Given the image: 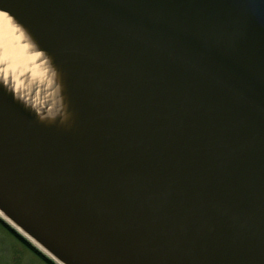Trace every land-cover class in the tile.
<instances>
[{
  "label": "water",
  "instance_id": "obj_1",
  "mask_svg": "<svg viewBox=\"0 0 264 264\" xmlns=\"http://www.w3.org/2000/svg\"><path fill=\"white\" fill-rule=\"evenodd\" d=\"M0 221L52 264H264V0H0Z\"/></svg>",
  "mask_w": 264,
  "mask_h": 264
},
{
  "label": "bare ground",
  "instance_id": "obj_2",
  "mask_svg": "<svg viewBox=\"0 0 264 264\" xmlns=\"http://www.w3.org/2000/svg\"><path fill=\"white\" fill-rule=\"evenodd\" d=\"M0 53L8 59L15 76L26 73L32 81L51 82L43 55L3 13H0Z\"/></svg>",
  "mask_w": 264,
  "mask_h": 264
},
{
  "label": "rangeland",
  "instance_id": "obj_3",
  "mask_svg": "<svg viewBox=\"0 0 264 264\" xmlns=\"http://www.w3.org/2000/svg\"><path fill=\"white\" fill-rule=\"evenodd\" d=\"M0 264H45L0 226Z\"/></svg>",
  "mask_w": 264,
  "mask_h": 264
},
{
  "label": "trees",
  "instance_id": "obj_4",
  "mask_svg": "<svg viewBox=\"0 0 264 264\" xmlns=\"http://www.w3.org/2000/svg\"><path fill=\"white\" fill-rule=\"evenodd\" d=\"M0 226L3 227L5 230H7L14 238H16L19 242H21L25 247H27L32 253H34L40 260H42L45 264H52L49 260H47L45 257H43L41 254H39L37 251H35L31 246H29L27 243H25L23 240H21L17 235H15L11 230L6 227L1 221Z\"/></svg>",
  "mask_w": 264,
  "mask_h": 264
}]
</instances>
